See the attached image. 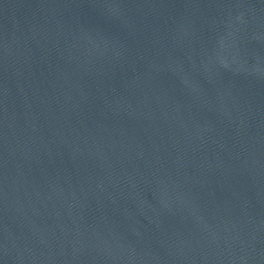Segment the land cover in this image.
<instances>
[{"label":"water","instance_id":"water-1","mask_svg":"<svg viewBox=\"0 0 264 264\" xmlns=\"http://www.w3.org/2000/svg\"><path fill=\"white\" fill-rule=\"evenodd\" d=\"M0 264H264V0H0Z\"/></svg>","mask_w":264,"mask_h":264}]
</instances>
